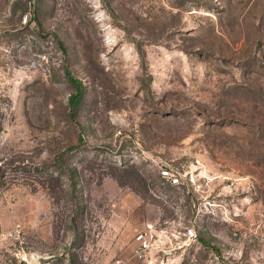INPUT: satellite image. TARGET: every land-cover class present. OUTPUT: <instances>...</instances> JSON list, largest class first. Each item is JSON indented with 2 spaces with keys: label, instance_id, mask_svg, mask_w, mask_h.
Returning <instances> with one entry per match:
<instances>
[{
  "label": "rangeland",
  "instance_id": "374dc122",
  "mask_svg": "<svg viewBox=\"0 0 264 264\" xmlns=\"http://www.w3.org/2000/svg\"><path fill=\"white\" fill-rule=\"evenodd\" d=\"M117 261L264 264V0H0V264Z\"/></svg>",
  "mask_w": 264,
  "mask_h": 264
},
{
  "label": "built area",
  "instance_id": "2783aa9c",
  "mask_svg": "<svg viewBox=\"0 0 264 264\" xmlns=\"http://www.w3.org/2000/svg\"><path fill=\"white\" fill-rule=\"evenodd\" d=\"M165 176H173L170 174L169 171H165ZM174 183H179V178L174 177L173 178ZM137 242H138V248L135 251V256H137L139 259H143L146 257V254L151 249L150 239L147 238L146 233H139L137 235ZM115 264H121L120 261H117Z\"/></svg>",
  "mask_w": 264,
  "mask_h": 264
},
{
  "label": "trees",
  "instance_id": "16d2710c",
  "mask_svg": "<svg viewBox=\"0 0 264 264\" xmlns=\"http://www.w3.org/2000/svg\"><path fill=\"white\" fill-rule=\"evenodd\" d=\"M32 1V0H31ZM80 94V93H79ZM80 95L79 96H75L72 98V101H71V105L72 107L74 108V110L76 109V107L80 104Z\"/></svg>",
  "mask_w": 264,
  "mask_h": 264
}]
</instances>
